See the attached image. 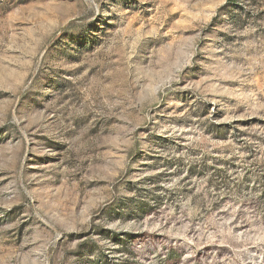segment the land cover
<instances>
[{"label":"rangeland","instance_id":"rangeland-1","mask_svg":"<svg viewBox=\"0 0 264 264\" xmlns=\"http://www.w3.org/2000/svg\"><path fill=\"white\" fill-rule=\"evenodd\" d=\"M0 264H264V0H0Z\"/></svg>","mask_w":264,"mask_h":264}]
</instances>
